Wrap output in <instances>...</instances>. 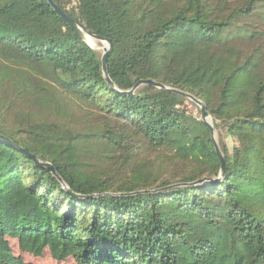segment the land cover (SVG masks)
Here are the masks:
<instances>
[{
	"label": "trees",
	"instance_id": "16d2710c",
	"mask_svg": "<svg viewBox=\"0 0 264 264\" xmlns=\"http://www.w3.org/2000/svg\"><path fill=\"white\" fill-rule=\"evenodd\" d=\"M53 1L110 40L114 87L47 0H0V134L66 186L0 140V264H27L8 238L75 264H264V60L239 23L260 0ZM146 79L192 94L243 144L220 141L222 176L186 97L121 92ZM69 99L98 114L77 120Z\"/></svg>",
	"mask_w": 264,
	"mask_h": 264
},
{
	"label": "water",
	"instance_id": "95a60500",
	"mask_svg": "<svg viewBox=\"0 0 264 264\" xmlns=\"http://www.w3.org/2000/svg\"><path fill=\"white\" fill-rule=\"evenodd\" d=\"M48 4L51 6V8L55 11V13L72 29L74 30L82 39H84L91 47L94 48L95 45H92L89 41L91 40L92 42L95 41H100L103 42V44L105 43L106 46H103L102 48V54H101V69H102V73L105 77V79L107 80V82L109 83L110 86L114 87L113 83L111 82V80L108 77L107 74V69H106V61H107V56H108V52L111 49V42L109 39L91 33L90 31H88L80 22H78L76 19H74L73 17H71L70 15H68L66 12H64L53 0H47ZM95 49V48H94ZM142 84H148V85H152L154 87H157L161 90H166L169 92H173L176 93L180 96L186 97L188 99H190L191 101L195 102L199 108H200V117L201 120L209 127L210 129V135H211V139L213 141V145H214V150L216 152L217 157L220 160V176L223 175L224 171H225V160L224 157L219 149L218 143L216 141V130L213 126V122L211 121V117L208 114V112L206 111V107L204 105V103L202 101H200L199 99H197L196 97H194L192 94L175 89V88H171L168 87L162 83L153 81L151 79H146V80H139L133 88L126 90V91H121L123 93H127V94H131L133 93L134 89H136L138 86L142 85ZM0 140H2L3 142L11 145L13 148H15L16 150L24 153L26 156L30 157L33 159V161L35 163H38L44 167H46L47 169L51 170V172L53 173L54 176L57 177V179L59 181H61L62 185L64 187H66L64 185V183L62 182L61 178L55 173L53 166L49 163V162H40L39 160H37L36 158H34V156L30 153H28V151L24 148H22L21 146L17 145L16 143H13L8 137L1 135L0 134ZM205 179L202 180H196L193 183H199V182H204ZM191 183V184H193ZM171 187V186H169ZM168 188V187H167ZM153 192V190H150V192ZM148 192L147 190H142V191H136L134 193H145ZM76 195V194H74ZM77 196V195H76ZM80 197H82L81 195H78ZM87 197V196H85Z\"/></svg>",
	"mask_w": 264,
	"mask_h": 264
},
{
	"label": "rangeland",
	"instance_id": "374dc122",
	"mask_svg": "<svg viewBox=\"0 0 264 264\" xmlns=\"http://www.w3.org/2000/svg\"><path fill=\"white\" fill-rule=\"evenodd\" d=\"M80 1L91 2L93 0H80ZM221 1H223V0H221ZM229 1L234 2V3H241V0H229ZM235 1H237V2H235ZM78 2H77V4H79ZM257 6H258L257 11L251 19L250 18L247 19L245 17H242L239 19V23H242V24L250 23L251 26L250 25L248 26V27H250V29L254 28V30H255V28H256L255 31L260 32L261 37H259L258 40H254L253 43L254 44H261L259 53L261 56V60H264V0H260L258 2ZM93 43L95 45L94 46L95 50L99 54H102V48H103V46H106V44L105 43L103 44V42H100V41H95ZM142 85H144V84H142ZM142 85H140V86H142ZM188 100L190 101V103H186L187 110L192 112V114H198L200 111L199 106L195 102L191 101L190 99H188ZM68 101H69L67 104L68 108L77 120H79L82 115H86V116H88V119L90 121H93L94 118L96 117V114H98V112H96L94 109L86 108L83 105H80L77 101H75L73 99H69ZM211 121H212V119H211ZM216 141H217L218 145L220 144V141H221V144L226 145L229 150H232L233 146H238L240 149L243 148L242 143L237 142L235 139L228 137V135L225 133V129L223 127L216 130ZM146 154L147 153H145L144 155H146ZM8 240H9V244H10V247L12 249L13 254L15 256L20 257V259L24 263H27V264H75L71 259H68L65 261H55L54 259H52L50 257V255L47 251H45L42 256L35 257L29 253H25V252L20 251L18 248L16 239L8 238Z\"/></svg>",
	"mask_w": 264,
	"mask_h": 264
},
{
	"label": "bare ground",
	"instance_id": "6f19581e",
	"mask_svg": "<svg viewBox=\"0 0 264 264\" xmlns=\"http://www.w3.org/2000/svg\"><path fill=\"white\" fill-rule=\"evenodd\" d=\"M89 42H90L92 45H94V43H93L91 40H90Z\"/></svg>",
	"mask_w": 264,
	"mask_h": 264
}]
</instances>
